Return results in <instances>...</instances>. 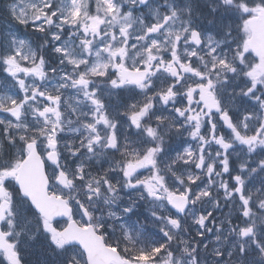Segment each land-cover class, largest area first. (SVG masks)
<instances>
[{"label": "snow or ice", "instance_id": "6c2138e0", "mask_svg": "<svg viewBox=\"0 0 264 264\" xmlns=\"http://www.w3.org/2000/svg\"><path fill=\"white\" fill-rule=\"evenodd\" d=\"M0 264H264V0H11Z\"/></svg>", "mask_w": 264, "mask_h": 264}, {"label": "rangeland", "instance_id": "374dc122", "mask_svg": "<svg viewBox=\"0 0 264 264\" xmlns=\"http://www.w3.org/2000/svg\"><path fill=\"white\" fill-rule=\"evenodd\" d=\"M11 0H0V27L5 26L6 24V16H5V5L10 3Z\"/></svg>", "mask_w": 264, "mask_h": 264}]
</instances>
